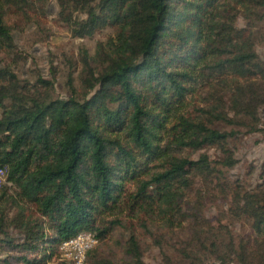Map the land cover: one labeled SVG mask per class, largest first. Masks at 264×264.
Wrapping results in <instances>:
<instances>
[{
	"label": "trees",
	"instance_id": "16d2710c",
	"mask_svg": "<svg viewBox=\"0 0 264 264\" xmlns=\"http://www.w3.org/2000/svg\"><path fill=\"white\" fill-rule=\"evenodd\" d=\"M57 1L73 36L113 33L94 56L83 51L81 94L71 85L68 97H54L52 80L30 86L0 68V168L14 186L12 194L0 186V264H70L57 260L59 246L80 231L100 243L85 264H146L144 238L162 247L157 233L176 227L194 231L193 257L203 250L221 264H264V187L228 176L236 133L219 126L257 127L264 61L252 27L264 0ZM40 2L0 0V51L14 46L5 9ZM208 148L216 158L185 153ZM260 170L264 179V163ZM197 184L248 220L247 241L227 228L209 236ZM111 236L123 258L111 255Z\"/></svg>",
	"mask_w": 264,
	"mask_h": 264
},
{
	"label": "rangeland",
	"instance_id": "374dc122",
	"mask_svg": "<svg viewBox=\"0 0 264 264\" xmlns=\"http://www.w3.org/2000/svg\"><path fill=\"white\" fill-rule=\"evenodd\" d=\"M16 7L9 6L5 9L6 24L12 32L14 46L9 50L0 51V68H10L23 84L30 86L33 83L36 84L39 76L52 80L50 91L54 97H68L71 93V85L77 93L81 94L83 90L82 53L85 51L88 56H94L97 43L104 41L113 33V30L105 27L90 36H73L70 24L59 14L60 6L57 0H42L31 7H24L22 4L21 9ZM260 13H264V8L260 9ZM247 22V19L239 14L235 23L238 27H244ZM253 24L254 49L259 58L264 61V18L255 20ZM91 64L94 68L99 67L94 61H91ZM219 126L236 133L230 138L229 144L237 162L227 171L228 176L231 179L240 178L248 186L263 184L264 187V179L260 176L261 165L264 163V104L259 108L256 128L249 129L247 120L235 123V125L219 122ZM202 152H206L211 158H216L219 150L208 148L185 153L197 158ZM3 169L4 174L0 186L2 184L9 186L8 193L12 194L14 186L6 181L5 168ZM194 192L198 193L193 197V201L201 209L212 230L210 237H218L221 230L227 228L234 234L235 239L248 240L253 232L250 223L246 218H237L231 213L228 200L223 197V194L217 190H208L199 184L196 185ZM193 232L183 227L162 229L156 235L162 238V247L153 242L151 237H145L142 245L144 262L164 264L166 254L171 256L174 264H221L214 253L206 254L203 250H198L193 257L190 251V249L194 250V246L191 245ZM138 233L142 239V229H139ZM126 236L124 235V239ZM106 241L108 248H114L111 255L123 258L124 244L117 243L114 236ZM188 242H190L189 245ZM99 244L98 241L96 246ZM57 260L64 261L60 251ZM127 260L121 259L120 261ZM227 262L237 264L234 261Z\"/></svg>",
	"mask_w": 264,
	"mask_h": 264
},
{
	"label": "built area",
	"instance_id": "2783aa9c",
	"mask_svg": "<svg viewBox=\"0 0 264 264\" xmlns=\"http://www.w3.org/2000/svg\"><path fill=\"white\" fill-rule=\"evenodd\" d=\"M4 174V169L0 168V181ZM98 243L95 233L90 231H80L73 237L64 240L59 251L62 259L70 264H85L86 254Z\"/></svg>",
	"mask_w": 264,
	"mask_h": 264
}]
</instances>
